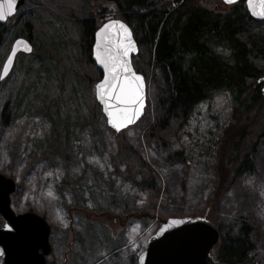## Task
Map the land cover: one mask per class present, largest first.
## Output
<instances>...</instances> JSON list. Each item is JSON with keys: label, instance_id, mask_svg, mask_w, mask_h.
I'll list each match as a JSON object with an SVG mask.
<instances>
[{"label": "rangeland", "instance_id": "1", "mask_svg": "<svg viewBox=\"0 0 264 264\" xmlns=\"http://www.w3.org/2000/svg\"><path fill=\"white\" fill-rule=\"evenodd\" d=\"M69 1L72 9L59 12L35 5L47 0H27L1 28L6 31L0 74L20 35L30 38L33 52L19 55L10 75L0 80V173L17 184L12 210L37 213L51 226V264H96L100 260L99 264H138L159 218L173 215L175 208H181V215L175 217H210L219 228L230 214L243 212L255 226L264 253V156L254 159L255 172L242 171L234 178L229 177L232 169L227 165L237 135L248 129V137L243 134L246 141L255 139L264 104L255 115H243L227 94L218 93L193 113L187 128L170 127L158 133L157 141L142 138L143 127L138 124L115 133L100 106L101 116L93 120V100L73 68L83 65L76 51V42L84 36L81 22L94 19L100 24L116 19V7L100 0ZM213 1L221 3L219 9L225 6L221 0ZM167 3L176 6L174 0ZM28 19L30 29L25 26ZM139 45L134 66L150 69L147 95L154 115L167 97V87L163 73L154 68L152 47ZM260 82L264 93V76ZM93 89L95 97V85ZM245 101H240L241 106ZM237 115L242 123L237 122ZM228 123L230 132L223 137ZM213 142H221V161L213 157L214 150L201 156L200 164L196 163L199 157L190 160L183 152L189 145L192 156L203 154ZM215 165H220V176L231 181L217 177L202 186V177L210 178ZM152 181V189L143 187V182Z\"/></svg>", "mask_w": 264, "mask_h": 264}, {"label": "trees", "instance_id": "2", "mask_svg": "<svg viewBox=\"0 0 264 264\" xmlns=\"http://www.w3.org/2000/svg\"><path fill=\"white\" fill-rule=\"evenodd\" d=\"M47 1L49 3L35 5L41 9L52 7L59 12L72 9L69 0ZM100 1L114 5L118 18L125 21L134 33L141 34L142 37L138 39V42L152 47L150 56L153 59L154 68H158L163 73L167 97L161 101L160 106L158 105L154 115L150 113L148 100L146 113L138 123L143 127L142 138L146 136L147 142L157 141L158 133L167 131L170 127H175L178 131L187 128L193 113L218 93L227 94L231 104L236 106L235 109L238 108L243 115H255L259 110L258 106L264 104V95L260 87L262 84L260 80L264 76V24L249 16L244 1L231 7L223 6L222 9L218 6L221 3H215L213 0H174L175 7H169L167 0ZM31 11L35 10L30 9ZM81 24L84 36L76 42V51L83 65L76 68L74 65L73 70L77 71L79 79L81 82L83 80L82 84L88 90L86 92L93 100L92 117L93 120L98 121L101 113L95 101L93 86L99 81L101 74L92 61L91 50L99 23L94 19H86ZM31 25L28 19L25 26L30 29ZM3 29L0 28V52L5 43L6 29ZM36 29H38L37 25ZM136 70L144 74L142 75L146 79L147 89L150 88L148 66L144 65L143 69L137 67ZM79 79L76 77L78 85ZM254 85L255 89L253 88L251 92ZM243 100L247 101L241 106L240 101ZM261 109L264 112V108ZM239 116L237 122L242 123ZM258 117V124L254 129L255 139L252 142L246 141L248 129L237 135V142L232 148L233 154L227 159V165L232 169L231 173L229 172L231 178L242 171L255 172L254 159L258 155L264 156V115ZM229 122H232V119ZM230 129L231 124L228 123L226 131L223 130V137L230 132ZM215 130H218L217 126ZM215 144L216 142H213L211 147L205 148L203 154L196 153L192 156L189 145H185L183 152L192 160L195 156L200 158L210 155V150H214L213 157L217 160L221 154V149L219 150L221 142L216 146ZM256 150H258L257 154ZM180 155L184 156L183 153ZM221 160L220 157L219 161ZM196 163L200 164L201 158ZM220 165H215L210 178L202 177V186L206 181L212 183L217 177L222 178L219 172ZM206 169L208 170L207 167ZM213 174L214 177H212ZM231 178H222L221 181L230 182ZM152 184L153 181L142 183L147 189H152ZM200 209L201 207L198 210ZM179 215H181V208H175L173 215L167 213L164 217ZM230 216L231 218L226 219L224 225L223 222L220 223L219 243L212 252L208 264H264V253L259 247L260 238L255 226L241 211L234 212ZM87 217L89 219V216ZM159 220L161 221L162 218ZM211 221L215 223L213 219ZM159 226L160 224L157 229Z\"/></svg>", "mask_w": 264, "mask_h": 264}, {"label": "water", "instance_id": "3", "mask_svg": "<svg viewBox=\"0 0 264 264\" xmlns=\"http://www.w3.org/2000/svg\"><path fill=\"white\" fill-rule=\"evenodd\" d=\"M226 5H234L241 0H234L233 3ZM25 0H16L14 10L0 20V26L12 18L18 10L25 5ZM248 13L255 21L264 23V16L254 14V10L249 7L248 0H245ZM131 34V40L134 42V50L130 51L125 58L132 71L142 78L143 83V106L138 116L132 122L122 125L119 130L110 122L108 111L106 110L105 100H108V106L112 101L105 96V100L100 97V89L97 87L104 80L108 73L104 66L97 60V45L100 44L101 51L110 50V54H117L122 49L119 47L125 40L122 30L118 25L113 26L106 32L102 33L105 25L95 33L94 45L92 48V60L101 72V80L95 86L96 100L101 106L103 115L107 120L108 126L119 133L130 126L135 125L145 114L147 106V89L144 77L137 73L133 67L132 59L139 53V47L135 40L134 33L130 27L122 20ZM100 33L98 37L97 34ZM18 41L24 43L18 44ZM30 48L31 50H27ZM33 51L31 43L23 38L17 39L3 65L0 80L6 79L11 73L16 61V57L20 54L29 55ZM11 57V64L8 63ZM5 65H8V71L4 72ZM17 191L15 181L7 176L0 174V219L4 221V225H0V257L3 258V264H46V258L52 253V247L49 239L51 228L47 221L33 213L26 212L16 214L11 209V196ZM173 221H181V223H173ZM220 231L209 220L202 217L197 218H169L161 222L158 231L150 237L147 243V249L139 256L138 264H207L212 250L219 242Z\"/></svg>", "mask_w": 264, "mask_h": 264}, {"label": "snow or ice", "instance_id": "4", "mask_svg": "<svg viewBox=\"0 0 264 264\" xmlns=\"http://www.w3.org/2000/svg\"><path fill=\"white\" fill-rule=\"evenodd\" d=\"M226 2L233 3L234 0H226ZM248 3L249 7L254 10V14L264 16V0H248ZM15 4L16 0H0V20L5 19L14 10ZM116 25L122 30L125 37V40L119 45L122 51L110 54V50L101 51V46L98 43L97 60L104 66L108 75L97 87L100 89L102 100H105V96H107L112 101V104L108 106V100H105L106 110L110 122L119 130L122 125L132 122L139 115L143 106V83L142 78L132 71L125 59L129 52L134 50V42L131 40V34L127 27L119 21H110L101 32L104 33ZM97 36L99 37L100 33ZM17 43L24 42L18 41ZM8 63L11 64V57H9ZM7 71L8 65H5L4 72ZM173 223H181V221H173Z\"/></svg>", "mask_w": 264, "mask_h": 264}, {"label": "flooded vegetation", "instance_id": "5", "mask_svg": "<svg viewBox=\"0 0 264 264\" xmlns=\"http://www.w3.org/2000/svg\"><path fill=\"white\" fill-rule=\"evenodd\" d=\"M258 81V80H257ZM259 83V82H258ZM46 264H51V262H50V258L48 257L47 258V263Z\"/></svg>", "mask_w": 264, "mask_h": 264}]
</instances>
